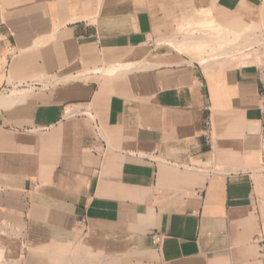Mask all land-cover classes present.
<instances>
[{
	"label": "crops",
	"instance_id": "1",
	"mask_svg": "<svg viewBox=\"0 0 264 264\" xmlns=\"http://www.w3.org/2000/svg\"><path fill=\"white\" fill-rule=\"evenodd\" d=\"M249 34L264 0H0V224L20 264H264Z\"/></svg>",
	"mask_w": 264,
	"mask_h": 264
},
{
	"label": "rangeland",
	"instance_id": "2",
	"mask_svg": "<svg viewBox=\"0 0 264 264\" xmlns=\"http://www.w3.org/2000/svg\"><path fill=\"white\" fill-rule=\"evenodd\" d=\"M181 14V13H180ZM179 35H184V33H181ZM186 35V34H185ZM254 43V44H253ZM259 50H263V56L261 57L264 63V36L263 37H258L255 36L254 38H252L249 34L248 37L244 38L243 40V44H242V51L241 53H243V57L248 60L250 62L255 61L257 62L260 59V51L254 50V51H250V48L253 46H257ZM234 48V47H233ZM250 51V52H249ZM247 52V53H245ZM191 60H195L198 55L194 52V50H191L190 52L186 51L184 52ZM206 54V53H205ZM234 56V55H233ZM232 56V58H233ZM245 59H241L240 62L245 63L246 60ZM207 63L209 62V60H206ZM228 62V61H227ZM252 62V63H255ZM258 63V62H257ZM31 81H35V82H48V79L45 81V78L42 77H37L34 78ZM46 82V83H47ZM264 171V169H263ZM257 190L258 193L262 196H264V186L260 185L257 186ZM262 206L264 207V201L262 202ZM15 235V236H14ZM20 232L18 233V235H16V233H11V231H8L7 229L4 228V224H0V264H20V256H18V252L20 255V249L22 248V242L20 241ZM11 236L13 238H11ZM19 237V238H17ZM3 249V251H2ZM2 251V252H1ZM7 260H9V262H7ZM11 260V261H10ZM18 261V262H16ZM68 264V263H67Z\"/></svg>",
	"mask_w": 264,
	"mask_h": 264
},
{
	"label": "built area",
	"instance_id": "3",
	"mask_svg": "<svg viewBox=\"0 0 264 264\" xmlns=\"http://www.w3.org/2000/svg\"><path fill=\"white\" fill-rule=\"evenodd\" d=\"M159 241V236L155 235L152 239H151V244L156 246L158 244Z\"/></svg>",
	"mask_w": 264,
	"mask_h": 264
}]
</instances>
